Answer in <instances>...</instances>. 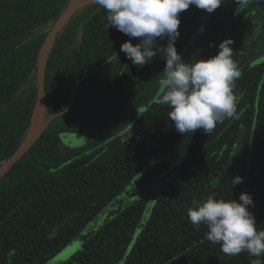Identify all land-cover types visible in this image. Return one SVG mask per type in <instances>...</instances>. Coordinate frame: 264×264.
Returning <instances> with one entry per match:
<instances>
[{
    "label": "trees",
    "instance_id": "obj_1",
    "mask_svg": "<svg viewBox=\"0 0 264 264\" xmlns=\"http://www.w3.org/2000/svg\"><path fill=\"white\" fill-rule=\"evenodd\" d=\"M69 2L0 0V165L31 124L38 85L23 86L36 76L48 34L39 29L53 25ZM107 14L97 4L79 9L50 50L46 119L56 117L0 181V264L49 263L113 204L118 208L61 264H251L256 257H229L207 241V227L193 225L187 213L194 199L239 201L247 192L264 230V0H223L213 13L192 6L180 14L176 47L185 62L217 55L231 38L242 75L236 116L210 134L198 129L172 169L168 156L183 134L171 109L153 102L166 61L157 54L142 68L133 65L120 47L139 39L111 27ZM63 133L91 142L60 152ZM236 176L243 182L233 187ZM125 193L138 198L126 203Z\"/></svg>",
    "mask_w": 264,
    "mask_h": 264
},
{
    "label": "clouds",
    "instance_id": "obj_2",
    "mask_svg": "<svg viewBox=\"0 0 264 264\" xmlns=\"http://www.w3.org/2000/svg\"><path fill=\"white\" fill-rule=\"evenodd\" d=\"M222 3L223 0H95L107 11L111 27L139 39L136 44L129 39L120 47L133 65L142 68L157 54L166 61L153 102L171 109L168 116L180 134H194L198 129L210 134L218 123L237 113L239 98L234 89L242 71L234 60V41L223 40L217 55L195 63L185 62L176 47L182 12L195 6L213 13ZM238 3L246 4L248 0ZM158 38L166 39L167 44H161ZM242 182L243 177L236 176L231 184L234 187ZM250 205L254 206V200L247 192L240 194L239 201L209 195L203 201L194 199L187 214L196 227H207V241L220 245L225 255L236 257L246 252L256 257L251 264H262L264 230H258Z\"/></svg>",
    "mask_w": 264,
    "mask_h": 264
},
{
    "label": "water",
    "instance_id": "obj_3",
    "mask_svg": "<svg viewBox=\"0 0 264 264\" xmlns=\"http://www.w3.org/2000/svg\"><path fill=\"white\" fill-rule=\"evenodd\" d=\"M73 2L74 0H70L66 9L60 15L58 20L53 24L39 52L38 67H37L38 98L31 119V124L27 131L25 140L23 141L20 148L15 152V154L11 158H9L7 161H5L0 165V181L10 171V169L32 148V146L39 139L43 131L47 128L50 121L54 117H56L55 115L50 117L49 119H46L47 95L45 90V81H46L47 59L50 50L53 46V43L58 33L64 28V26L70 20V18L79 9L87 5L95 4V0H79V2H77L76 4H74ZM39 108H40V114L38 115Z\"/></svg>",
    "mask_w": 264,
    "mask_h": 264
},
{
    "label": "rangeland",
    "instance_id": "obj_4",
    "mask_svg": "<svg viewBox=\"0 0 264 264\" xmlns=\"http://www.w3.org/2000/svg\"><path fill=\"white\" fill-rule=\"evenodd\" d=\"M194 134L190 133V134L182 135L174 151L168 156V158H170V166H169L170 169H172L173 166L179 165L183 161ZM90 142H91V138L86 134L63 133L60 135L59 142L57 144V150L63 152L66 149L71 150L75 148H80L86 146ZM145 173H147L146 170L142 171L140 175L136 176L135 182H138L139 179H141ZM137 198L138 196H133L130 198V195H128L127 193H125L121 197V199L125 200L126 203L132 202ZM115 208H118V205L116 204L109 205L94 221L90 222L85 227L81 235L78 237L79 239H77L75 242H73L71 245L65 248L62 252H60L57 256H55V258L52 259L47 264H61L62 262L68 260L81 247L83 241L82 240L83 235L87 234L89 231L93 229L99 228L104 223V220L108 218L109 212L114 210ZM146 213H148V211Z\"/></svg>",
    "mask_w": 264,
    "mask_h": 264
},
{
    "label": "flooded vegetation",
    "instance_id": "obj_5",
    "mask_svg": "<svg viewBox=\"0 0 264 264\" xmlns=\"http://www.w3.org/2000/svg\"><path fill=\"white\" fill-rule=\"evenodd\" d=\"M52 23L50 22V23H47L46 24V26L45 27H43V28H40L39 29V31H48V34H49V32H50V30H51V28H52ZM38 32V31H37ZM48 34H47V36H48ZM46 36V37H47ZM46 39V38H45ZM45 39H44V41H45ZM44 41H43V43H44ZM43 45V44H42ZM41 48H42V46H41ZM41 48H40V50H41ZM3 52V51H2ZM40 52V51H39ZM69 52V51H68ZM0 56H1V54H0ZM38 59H39V53H38V57H37V64H38ZM34 83H36L37 85H38V77H37V71H36V76L34 77V75L29 79V81H28V83H26L27 85H24L23 86V88H28V87H30V85L31 84H34ZM22 88V89H23ZM22 92V90H20L19 92H18V94L19 93H21ZM9 95V94H8ZM8 95H7V97H8ZM5 98V97H4ZM10 103V102H9ZM9 103H5L6 105H8ZM9 106V105H8ZM5 107V111H6V109L8 110V108L9 107Z\"/></svg>",
    "mask_w": 264,
    "mask_h": 264
},
{
    "label": "bare ground",
    "instance_id": "obj_6",
    "mask_svg": "<svg viewBox=\"0 0 264 264\" xmlns=\"http://www.w3.org/2000/svg\"><path fill=\"white\" fill-rule=\"evenodd\" d=\"M77 2H79V0H74V4H76ZM41 108V107H40ZM40 108H39V110H38V115L40 114Z\"/></svg>",
    "mask_w": 264,
    "mask_h": 264
}]
</instances>
